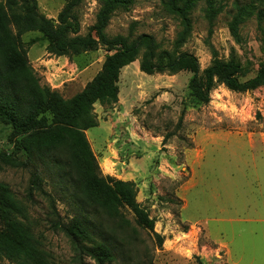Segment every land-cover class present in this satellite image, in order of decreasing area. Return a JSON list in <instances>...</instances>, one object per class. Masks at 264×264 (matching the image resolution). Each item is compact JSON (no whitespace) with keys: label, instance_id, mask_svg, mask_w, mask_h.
<instances>
[{"label":"rangeland","instance_id":"obj_1","mask_svg":"<svg viewBox=\"0 0 264 264\" xmlns=\"http://www.w3.org/2000/svg\"><path fill=\"white\" fill-rule=\"evenodd\" d=\"M164 1L137 0L129 10L116 11L106 36L129 42L149 36L154 63L186 53L196 58L200 74L214 62H235L245 80L264 66V0H195L187 28ZM65 3L0 0L6 11L34 8L54 22ZM98 9L99 0L81 1L75 10L77 36L87 34ZM20 42L39 84L66 101L101 72L113 53L99 45L78 56H57L48 52L39 32L21 35ZM142 53L121 69L117 101L93 105L96 127L84 135L99 176L133 183L135 202L154 227L150 232L139 228L127 209L118 212L129 225L111 219L99 205L95 214L93 207H84L94 233L103 223L112 245L113 260L102 264H264V87L234 93L218 86L203 104L190 94V73L147 75L140 71ZM11 137L10 127L0 123V151L13 152ZM57 139L65 152L64 174L34 159L25 168L5 166L0 183L24 207L18 219L38 241L46 264H100L52 227L55 217L46 198L35 192L28 196L30 175L36 172L60 222L82 218L71 185L80 170L72 138L61 129ZM17 158L25 160L22 154ZM0 230L9 228L0 222ZM154 235L163 239L160 246ZM218 249L222 260L214 256ZM0 264L15 263L2 259Z\"/></svg>","mask_w":264,"mask_h":264},{"label":"trees","instance_id":"obj_2","mask_svg":"<svg viewBox=\"0 0 264 264\" xmlns=\"http://www.w3.org/2000/svg\"><path fill=\"white\" fill-rule=\"evenodd\" d=\"M81 1L66 0L55 22L37 14L34 8L6 11L0 4V123L10 127V142L13 145L11 153L0 151V172L5 166L25 168L33 164L34 159H39L64 174L65 152L61 150L57 136L59 130L67 129L72 138L73 156L79 161L77 168L80 170H77L78 175L71 185L75 186L74 196L80 200L79 206L75 207L82 218L73 217L67 223L60 222L54 202L43 189L42 180L36 172L30 175L28 196L32 197L35 192L46 198L50 214L55 217L51 221L52 227L67 235L77 251L102 264L113 260L112 245L103 231V223L98 224L97 235L94 233L96 227L85 217L84 207H93L91 212L95 214L96 205H99L111 219L129 225L118 212L119 208L127 209L139 228L150 232L154 227V221L135 202L136 187L133 183L99 176L97 163L84 135L85 131L96 127L91 114L93 105L117 101L121 69L133 62L142 51L141 72L147 75L165 71L171 74L188 72L191 74V96L207 104L211 91L218 86L234 93L264 87V66L254 77L242 80V70L235 62H214L202 74L199 73L196 58L186 53L167 62L154 63L151 37L143 35L129 42L127 38H108L105 34L113 14L129 10L137 0H99L94 25L85 36H77L75 10ZM194 1L166 0L163 4L187 28V16ZM28 32H39L47 42L48 52L57 56H78L97 50L99 45L113 53L106 57L101 72L79 94L66 101L48 87L41 86L27 64L20 36ZM19 154L25 157L24 161H19ZM23 213L24 207L9 188L0 183V222L9 228L8 231L0 230V260L15 264H46L38 241L18 219ZM154 236L160 246L163 239Z\"/></svg>","mask_w":264,"mask_h":264},{"label":"built area","instance_id":"obj_3","mask_svg":"<svg viewBox=\"0 0 264 264\" xmlns=\"http://www.w3.org/2000/svg\"><path fill=\"white\" fill-rule=\"evenodd\" d=\"M216 252V253H215ZM223 254V251L222 250H219L218 251H214V256L215 258L219 259V260H222L221 256Z\"/></svg>","mask_w":264,"mask_h":264},{"label":"crops","instance_id":"obj_4","mask_svg":"<svg viewBox=\"0 0 264 264\" xmlns=\"http://www.w3.org/2000/svg\"><path fill=\"white\" fill-rule=\"evenodd\" d=\"M255 138H256V137H255ZM257 138H258V137H257ZM260 140H261V139H260ZM251 141H252V140H251ZM261 141H262V140H261ZM254 209H255V210L258 209L256 204L254 205ZM233 264H234V263H233Z\"/></svg>","mask_w":264,"mask_h":264}]
</instances>
